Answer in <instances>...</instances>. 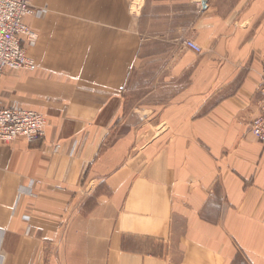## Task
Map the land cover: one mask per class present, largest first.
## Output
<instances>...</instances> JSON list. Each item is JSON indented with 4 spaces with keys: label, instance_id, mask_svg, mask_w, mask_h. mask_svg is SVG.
I'll list each match as a JSON object with an SVG mask.
<instances>
[{
    "label": "crops",
    "instance_id": "1",
    "mask_svg": "<svg viewBox=\"0 0 264 264\" xmlns=\"http://www.w3.org/2000/svg\"><path fill=\"white\" fill-rule=\"evenodd\" d=\"M30 1L0 99L47 121L0 141V264H264V0Z\"/></svg>",
    "mask_w": 264,
    "mask_h": 264
},
{
    "label": "built area",
    "instance_id": "2",
    "mask_svg": "<svg viewBox=\"0 0 264 264\" xmlns=\"http://www.w3.org/2000/svg\"><path fill=\"white\" fill-rule=\"evenodd\" d=\"M44 11L33 6L30 0H0V80L15 70L37 69L35 60L27 53L26 41L35 34L27 19ZM184 45L195 52L202 51L193 40H185ZM259 92L260 113L251 120L249 130L264 143V54ZM46 121V116L41 112L21 107L15 102L5 105L0 99L1 142H11L17 138L30 142L42 139Z\"/></svg>",
    "mask_w": 264,
    "mask_h": 264
},
{
    "label": "rangeland",
    "instance_id": "3",
    "mask_svg": "<svg viewBox=\"0 0 264 264\" xmlns=\"http://www.w3.org/2000/svg\"><path fill=\"white\" fill-rule=\"evenodd\" d=\"M130 86V85H129Z\"/></svg>",
    "mask_w": 264,
    "mask_h": 264
}]
</instances>
